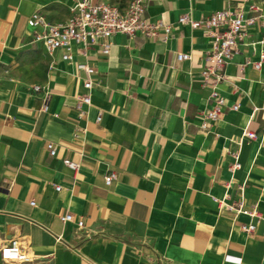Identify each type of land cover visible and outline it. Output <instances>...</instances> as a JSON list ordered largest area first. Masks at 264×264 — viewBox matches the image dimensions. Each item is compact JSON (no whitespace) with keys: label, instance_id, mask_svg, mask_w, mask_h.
I'll list each match as a JSON object with an SVG mask.
<instances>
[{"label":"crops","instance_id":"crops-1","mask_svg":"<svg viewBox=\"0 0 264 264\" xmlns=\"http://www.w3.org/2000/svg\"><path fill=\"white\" fill-rule=\"evenodd\" d=\"M78 1L0 0V249L22 236L36 258L6 262L0 251V264H264V61L254 65L264 52V0H255L259 10L251 0H147L146 16L172 27L166 40L117 32L109 54L74 45L75 60H64L63 50L51 55L33 41L28 19L39 12L66 24ZM225 8L256 19L225 66L220 119L204 129L211 38L179 17ZM182 52L190 57L179 60ZM76 62L95 69L82 116L88 74ZM68 212L75 220L64 223Z\"/></svg>","mask_w":264,"mask_h":264},{"label":"built area","instance_id":"built-area-1","mask_svg":"<svg viewBox=\"0 0 264 264\" xmlns=\"http://www.w3.org/2000/svg\"><path fill=\"white\" fill-rule=\"evenodd\" d=\"M250 10H259V6L255 0H251ZM147 0H131L126 7H120L107 1L80 0L72 8L73 15L66 24L49 23L44 15L39 12L33 13L28 19V25L34 29L33 41L42 43L49 54H53L55 50H63V59L74 61L72 52L73 46L78 45L86 53L87 50L96 44L102 47L105 54L111 52L112 43L110 38L117 32L134 36L137 33L147 37H156L164 32L165 40L171 32V25L165 23L164 20H150L146 16ZM256 17H248L244 9L225 8L216 11L203 19L194 20L184 14L179 17V22L190 24L193 28L202 27L207 36L211 38V48L205 54V65L202 70L204 84L210 88V99L213 104L203 114L201 127L208 128L210 122L217 121L223 112V106L226 103L225 97L221 94L219 85L225 80V66L229 60L239 52V42L245 36V28L248 24L255 21ZM190 57L189 53H179L178 59L185 60ZM264 61V52L261 54L260 60L254 63L256 68H261ZM76 66L80 70L86 71L88 78L83 82L86 93L79 97L77 108L80 115L85 113L84 105H90L92 102L93 81L91 76L95 69L87 62H76ZM36 90L40 86L35 87ZM237 109L238 105L233 106ZM48 109L47 103L43 107ZM101 115L98 116V120ZM247 136L255 139V132H246ZM47 148L51 155H56L57 148L54 142H49ZM64 162L74 169L78 168V164L65 159ZM236 163L234 168L239 167ZM118 177L117 170H111L105 176V183L109 186ZM62 186L57 185L56 189L60 191ZM220 207L229 210H237L253 216H258L261 220L262 216L255 209L245 208L243 203L227 204L223 200L216 198ZM34 205L35 202L33 201ZM61 220L66 223L74 221L73 213L68 212L60 216ZM80 228L85 226L83 220L77 222ZM242 229L247 232H253L256 229L255 223L243 224ZM2 259L6 262L32 263L36 260L28 248L26 239L22 236L13 237L9 242L0 249Z\"/></svg>","mask_w":264,"mask_h":264}]
</instances>
